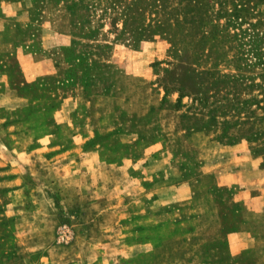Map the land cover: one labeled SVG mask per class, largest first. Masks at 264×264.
Instances as JSON below:
<instances>
[{
    "label": "rangeland",
    "instance_id": "rangeland-1",
    "mask_svg": "<svg viewBox=\"0 0 264 264\" xmlns=\"http://www.w3.org/2000/svg\"><path fill=\"white\" fill-rule=\"evenodd\" d=\"M259 234L264 0H0V264H264Z\"/></svg>",
    "mask_w": 264,
    "mask_h": 264
},
{
    "label": "crops",
    "instance_id": "crops-1",
    "mask_svg": "<svg viewBox=\"0 0 264 264\" xmlns=\"http://www.w3.org/2000/svg\"><path fill=\"white\" fill-rule=\"evenodd\" d=\"M237 240H239V242H242L241 247H244L243 241L241 239H237ZM249 240H251V249L252 248L259 249L260 248L259 251H261V252L263 251V249H261V248L264 247V234L251 235V238Z\"/></svg>",
    "mask_w": 264,
    "mask_h": 264
}]
</instances>
